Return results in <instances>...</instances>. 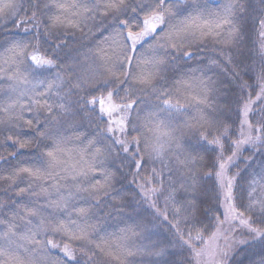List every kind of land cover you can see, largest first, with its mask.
<instances>
[{
    "label": "trees",
    "instance_id": "1",
    "mask_svg": "<svg viewBox=\"0 0 264 264\" xmlns=\"http://www.w3.org/2000/svg\"><path fill=\"white\" fill-rule=\"evenodd\" d=\"M68 1L70 17L0 0V264H195L224 216L221 164L248 221L226 264H264L247 210L264 200V0Z\"/></svg>",
    "mask_w": 264,
    "mask_h": 264
},
{
    "label": "rangeland",
    "instance_id": "2",
    "mask_svg": "<svg viewBox=\"0 0 264 264\" xmlns=\"http://www.w3.org/2000/svg\"><path fill=\"white\" fill-rule=\"evenodd\" d=\"M66 4L68 8L63 10V14L70 17L76 13V9L68 0ZM154 23L156 24L155 30H157L160 26V22L157 23L154 21ZM2 89L9 92L11 87H3ZM250 107L251 106H247L243 113L241 146L251 142L253 136V130L249 122V115L251 113ZM99 108L102 114L109 120L111 131L117 132L114 135L120 136L119 133H123L127 126L126 117L122 116L120 107L115 104L112 98L110 100L107 98L100 104ZM113 108L117 110H112ZM220 183L223 195L222 209L224 216L215 232L203 244L199 251L195 253V264H226L228 256L244 243L242 233L244 229L248 227V221L234 206L233 188L232 182L228 176V166H225L220 172ZM230 183L231 188H229ZM198 253L199 255H197Z\"/></svg>",
    "mask_w": 264,
    "mask_h": 264
},
{
    "label": "snow or ice",
    "instance_id": "3",
    "mask_svg": "<svg viewBox=\"0 0 264 264\" xmlns=\"http://www.w3.org/2000/svg\"><path fill=\"white\" fill-rule=\"evenodd\" d=\"M157 2H158V4L162 3V0H157ZM122 5H123V0H115V2L107 5V7L120 8ZM154 21L163 22V17L159 16V15H156V16H153L151 20H146L144 22L146 31H155L156 24L154 23ZM229 22L230 21L228 20V18L225 17L224 20H223V23H229ZM262 24H264V22H262ZM217 27H219V25H217ZM261 35L264 36V32H262ZM128 39L132 40L134 43L136 42V37L132 36L131 33L129 34ZM30 58H31L32 62L37 67H43V66L51 67V66H53V60L52 59H48V58H44V57H38L37 55H33ZM111 97H112V93L110 92L108 94L109 100L111 99ZM95 102H96L95 100L90 101V103H95ZM126 107L131 108L132 105L128 104ZM169 107H171V105H169ZM112 110H117V109L113 108ZM109 131H111V129H109ZM118 143H119V141H118ZM209 143L218 144L219 141H218V139L214 138L213 140L209 141ZM124 151H127L126 147H125ZM220 168L223 169L224 165L221 164ZM218 175H220V174L218 173ZM229 188H231V183L229 184ZM229 198H230V194H229ZM247 210L259 211L260 213H264V200H260V199L251 200ZM191 211L194 212L195 210L192 209ZM35 214H36L35 211H33L31 213V215H35ZM250 231L255 232L257 238H259L262 235H264V233H262V232H260V231H258L256 229H250ZM81 238H83V237H81ZM196 238L199 239V235ZM49 243H51V242H49ZM52 246L55 247V245H52ZM64 251H65V255H67L69 257V259L74 258L71 255V253L68 251L67 247H65ZM129 254L131 255V253H129ZM197 255H199V253Z\"/></svg>",
    "mask_w": 264,
    "mask_h": 264
}]
</instances>
